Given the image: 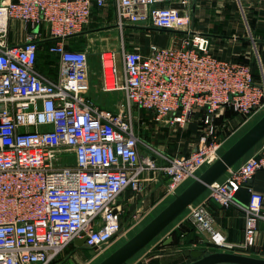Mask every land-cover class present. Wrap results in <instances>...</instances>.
<instances>
[{
	"label": "built area",
	"instance_id": "2783aa9c",
	"mask_svg": "<svg viewBox=\"0 0 264 264\" xmlns=\"http://www.w3.org/2000/svg\"><path fill=\"white\" fill-rule=\"evenodd\" d=\"M171 1L0 0V264H51L78 237L85 248L106 245L122 230L119 196L127 189L139 192L145 171L165 177L167 193L176 195L184 180L220 155L214 123L220 108L245 117L264 108V78L255 81L249 65L214 54L208 38L190 28L189 12ZM109 4L120 40L109 51L111 84L104 88L123 94L114 110L86 94L87 50L64 42ZM12 20L29 27L25 41H8ZM133 26L181 35L169 45L128 49L123 33ZM43 40L58 57L56 78L36 67ZM133 106L152 114L160 129L202 128L196 148L155 153L137 132ZM259 169L264 150L229 167L208 186L209 197L224 207L235 203L238 189ZM248 193L243 248L255 245L258 221L264 220L263 194L249 187ZM189 217L216 248H233L213 228L204 204Z\"/></svg>",
	"mask_w": 264,
	"mask_h": 264
},
{
	"label": "crops",
	"instance_id": "0c3cea01",
	"mask_svg": "<svg viewBox=\"0 0 264 264\" xmlns=\"http://www.w3.org/2000/svg\"><path fill=\"white\" fill-rule=\"evenodd\" d=\"M172 3H177L179 5L177 8L180 10L184 9L189 12L190 28L201 32L208 38L210 49L214 54L226 60L239 61L249 65L253 74V79L255 81H262L264 78V0H187L185 5H182L180 0H172L170 4ZM18 22L19 21L16 20L10 21L8 41L16 40V37L20 36V34L22 35V31L23 35L28 31V26L26 27L23 23ZM89 23L103 24L108 30L115 29L113 26V10L111 5L109 4L102 9L95 10L91 15ZM22 26L27 28V31L22 28ZM133 27L140 28V31L143 30L141 32L139 31L141 42H137L135 38H131L130 36L129 39H126L125 43L128 49L145 51L150 43L168 45L177 42V38L181 35L180 32L154 27L147 30H155V32L147 33L144 32V27ZM24 31L26 32L24 33ZM131 32L129 33L131 34ZM79 34L80 32H77L76 34L64 38V42L68 48L81 49V42L78 40ZM44 36H46V31L42 29V37L44 38ZM147 36L151 37L150 43L145 41ZM49 44V40L38 42L39 48L37 51L36 67L51 78H56L58 74V57L56 54L48 51L47 46ZM102 75L103 73L99 66H94L93 63L88 60V87L86 89V94L100 107L113 110L111 105L117 102L119 103L120 98L123 99V94L121 91L106 90L101 82ZM221 109L222 110L218 111L219 113L224 112L223 110L225 109L224 113L227 114L229 111L234 114L230 107L225 106ZM142 112H144V110ZM145 113L150 116V120L155 125L152 114L147 111H145ZM263 114L264 108H261L251 115L246 116V120H243L240 126L241 129L247 127L250 123V126H252ZM218 115L219 114L215 117L216 123L222 119V116L219 117ZM255 117L256 119L250 122V120ZM234 122H237L236 118ZM216 123L215 125H217ZM250 126H248V128ZM40 127L44 128V126ZM155 128L157 129H155L157 134L149 135L148 138L142 135H140V137L149 143L157 154L165 156L187 154L194 150L198 144V136L196 137V134L192 133L193 126L188 128L189 130L185 128H174L177 129L175 133L172 132L173 128L160 129L156 125ZM241 135H239V137ZM170 136H172L171 138L173 139L169 142L166 141ZM234 141H236V139ZM262 150H264V137L231 167L237 166L246 157L259 153ZM205 168H203L201 172ZM224 176L225 173L217 180H222ZM166 181L167 179L165 177L161 180L156 179V173L152 170L145 171L141 175V190L139 192H134L127 189L118 198V207L121 210L120 221L122 228L126 226L130 217L140 214V219L137 223L130 227V229H127V232L124 231L125 233L123 236L107 249L94 256L88 254V250L84 245L78 246L74 242L70 243L65 250L67 251L66 257L57 264H89L90 261L99 258L95 263L97 264L117 249L174 198L175 195H172V197L171 194L167 193ZM191 182V179L184 180L179 186L176 194L181 192ZM248 187L263 194L264 207V169L257 170L252 179L239 188L235 195V203L229 206L224 207L214 202L209 197V190L207 188L159 234L122 264H188L193 261V258L183 253V249L185 248L203 249L205 253H210L214 250H222L216 248L210 240L209 233L198 229L189 217L191 209L201 203L205 205L211 216L213 228L218 230L225 239L233 245V248L223 250L264 258V220L258 221L255 245L250 248H243L241 246L244 231V207L246 206L249 196ZM130 233L131 235L125 238ZM109 248H111L110 251H108ZM61 254L59 257H61ZM59 257H57V259H59ZM57 259L51 264H56Z\"/></svg>",
	"mask_w": 264,
	"mask_h": 264
},
{
	"label": "water",
	"instance_id": "95a60500",
	"mask_svg": "<svg viewBox=\"0 0 264 264\" xmlns=\"http://www.w3.org/2000/svg\"><path fill=\"white\" fill-rule=\"evenodd\" d=\"M171 6L176 8L179 7L177 3H172ZM33 129V127L29 128L30 131H33ZM263 137L264 114L236 139V141L225 149L217 159L195 177L189 185L176 194L174 198L138 232L97 264L124 263L159 234L176 216L204 192L212 182L224 174L229 167L235 164ZM83 241L84 237H78L73 240L78 246L83 245ZM183 253L193 258V261L188 264H264V258L230 251H213L205 253L203 249L185 248L183 249Z\"/></svg>",
	"mask_w": 264,
	"mask_h": 264
},
{
	"label": "rangeland",
	"instance_id": "374dc122",
	"mask_svg": "<svg viewBox=\"0 0 264 264\" xmlns=\"http://www.w3.org/2000/svg\"><path fill=\"white\" fill-rule=\"evenodd\" d=\"M18 23H20V22H18ZM22 28H24L25 30L27 29L24 26H22ZM147 29H149V28H146V29L144 28V32H147V33L155 32V30H147ZM26 31H24V33ZM131 31L133 32V34ZM139 31H140V28L126 27L124 30V33H123L124 42L126 43V39H129L130 36H131V38H135L137 40V42H141V38L139 37ZM141 31H143V30H141ZM129 32H131V34ZM16 38H17L16 40H9V42L16 43V42L25 41L26 34L23 35V31H22V35L20 34V36H18ZM78 40H79V42H81V49L87 50L89 62L91 61L94 66H99L101 72L103 73V75H102L103 77H102L101 82L103 83V85L107 84V82H106V79L108 78L106 76L107 66H105V68L102 67V62L106 61L108 59V57L110 56L109 51H111V49L117 48V45H118L117 43L120 40L119 30L116 29V27H115V29H109L108 30L107 27H105V25H103V24L88 23L82 29V31H80V34L78 36ZM145 41L150 43L151 37L147 36ZM120 68H121L120 62H118V69H120ZM108 84H111V80ZM107 86H110V85H107ZM121 100L122 99L120 98V101ZM117 103L111 105V107H113V110L116 108ZM131 110H132V115H133V119H134L133 122H134L135 127L137 128V132L139 133V135H142L143 137L148 138L149 135L157 134V132L155 131V129H156L155 125L150 120V116L147 115V113H145V110H144V112H142L143 110L139 109L137 106H133L131 108ZM220 110H222V109L220 108L218 111H220ZM218 111H217L215 117H217V114H219L218 116L219 117L222 116V119L218 123H216L215 117H214V122L217 124L216 127L220 133V135L219 134L218 135L220 136V139L222 140L221 144H220V148H219V152L221 154L224 149H226L235 139H237L239 137V135H241L248 128V126L251 125V123L247 127L241 129L240 126L242 125L243 120H246L245 116L239 115L235 112H233L234 114H232L229 111L226 114V113H224L225 109L223 110L224 112H222V113H219ZM237 117L239 118V120ZM256 117L254 119H251L250 122H253L256 119ZM235 118L237 119V122H234ZM192 126H193L192 133L196 134V137L198 136V140H199V136L201 135L203 129L202 128L197 129V127L192 123L188 124V126L185 129L189 130L188 128H190ZM176 130L177 129H173L172 132L175 133ZM184 131H186V130H184ZM171 137L172 136L167 138L168 140H166V141L169 142L170 140H172L173 138H171ZM60 160H64V159H60ZM203 168H205V167H203ZM139 219H140V214H137L134 217H130L126 226L123 227L121 232L118 233L109 243H107L106 245L99 247V248H97V247L86 248L88 250V254H91V256H94V255L98 254L99 252L107 249L115 241H117L119 238H121L123 236V234L128 231L127 229H130V227L135 225ZM130 235H131V233L128 234L125 238H127ZM121 242H119V243H121ZM110 249L111 248H109L108 251H110ZM65 250H66V248L63 250L61 257H59V259H57L56 264L58 262H60L63 258L66 257L67 251H65ZM216 251H225V250H216ZM98 259L99 258L90 261L89 264H95L98 261Z\"/></svg>",
	"mask_w": 264,
	"mask_h": 264
},
{
	"label": "bare ground",
	"instance_id": "6f19581e",
	"mask_svg": "<svg viewBox=\"0 0 264 264\" xmlns=\"http://www.w3.org/2000/svg\"><path fill=\"white\" fill-rule=\"evenodd\" d=\"M104 63H105L104 65L107 66V68H106V76L108 77L107 78L108 80L106 78L105 79H106L107 85H109L108 83L111 80L110 67H109L110 61L106 60Z\"/></svg>",
	"mask_w": 264,
	"mask_h": 264
},
{
	"label": "trees",
	"instance_id": "16d2710c",
	"mask_svg": "<svg viewBox=\"0 0 264 264\" xmlns=\"http://www.w3.org/2000/svg\"><path fill=\"white\" fill-rule=\"evenodd\" d=\"M69 37V36H68ZM48 41V40H47ZM40 42V41H39ZM239 190V189H238Z\"/></svg>",
	"mask_w": 264,
	"mask_h": 264
}]
</instances>
